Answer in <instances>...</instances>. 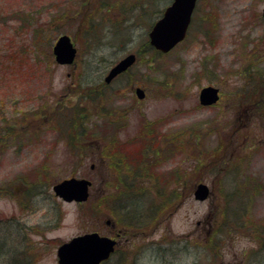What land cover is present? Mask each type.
<instances>
[{
	"label": "rangeland",
	"instance_id": "rangeland-1",
	"mask_svg": "<svg viewBox=\"0 0 264 264\" xmlns=\"http://www.w3.org/2000/svg\"><path fill=\"white\" fill-rule=\"evenodd\" d=\"M100 1L0 0V239L23 238L32 264H58V245L89 231L121 232L105 264H264V0H200L181 42L86 96L170 3L108 0L107 12ZM62 33L74 64L54 61ZM207 84L221 99L201 106ZM75 107L80 118L67 124ZM110 155L125 160L120 172ZM70 176L91 179L87 201L53 193ZM118 179L145 194L132 227L114 226L99 203ZM198 182L210 189L203 201Z\"/></svg>",
	"mask_w": 264,
	"mask_h": 264
},
{
	"label": "water",
	"instance_id": "water-1",
	"mask_svg": "<svg viewBox=\"0 0 264 264\" xmlns=\"http://www.w3.org/2000/svg\"><path fill=\"white\" fill-rule=\"evenodd\" d=\"M195 2L196 0H172L164 9L163 14L148 31L149 43L155 49L167 52L183 40ZM262 16L264 19V7ZM52 52L57 63L71 64L76 55V48L69 35L61 34L53 44ZM135 58L133 52L121 57L109 68L104 77L105 82H110L116 75L127 70L135 62ZM135 93L138 98L144 97V90L141 87H136ZM218 98V88L213 85H205L199 90L198 100L201 105L214 104ZM90 184L86 178L70 177L56 182L52 189L63 200L80 202L87 199ZM209 194L210 190L206 183L199 182L195 185L193 196L196 200H204ZM115 243L114 238L96 231L78 234L58 246V264H100L110 256Z\"/></svg>",
	"mask_w": 264,
	"mask_h": 264
},
{
	"label": "trees",
	"instance_id": "trees-1",
	"mask_svg": "<svg viewBox=\"0 0 264 264\" xmlns=\"http://www.w3.org/2000/svg\"><path fill=\"white\" fill-rule=\"evenodd\" d=\"M101 7L105 10H107V12H110V3H108V0H101L100 1ZM115 25H117V23H113L111 25V27H115ZM97 27L94 23V19L89 18V24L87 26L86 32H90L89 35L92 36L94 30L97 31ZM148 54L151 53V55H158V53H160L159 51L155 50L150 43L148 42V38L144 39V41L141 44L140 49L137 50L136 52V58L140 59L141 57H143L144 54ZM255 76H252V79L256 82H254L255 86L254 88H257V85L261 84V80H257L258 78H254ZM251 80V81H253ZM95 84L88 86V92L86 96H90V94L92 92H96L94 93L95 95L98 92H102L103 87H107L108 85H106L105 83L101 82L99 86H94ZM97 85V84H96ZM93 89V90H92ZM11 102H15V101H11ZM71 111L73 112L72 117L70 120L67 121V124L70 123L75 118H77V116H79L80 118V108L79 107H75L74 109H71ZM7 123H13V124H9V127H5V130L8 131L10 133V127L12 125H15V121L11 120L8 121ZM80 126L84 125V123H80ZM71 126V125H70ZM72 126L73 123H72ZM85 126V125H84ZM12 129V128H11ZM78 131V134H83V130L85 132V128H82V130L76 129ZM76 131V132H77ZM86 133H84L85 135ZM92 133H87L86 136L89 137V135H91ZM84 135H82L84 137ZM85 138V137H84ZM158 151H154V154H158ZM105 154H108L107 152ZM103 155V153H102ZM130 153H128L126 156H128L127 158H129ZM112 160L111 162L113 163V167L115 169H117L119 172L122 170V168H124L126 165L124 164V159L117 155L116 157H114L115 155H110ZM136 171H138V169H135ZM135 175V174H133ZM134 178V177H133ZM119 180V187L118 185L114 186V190L110 193L105 195L104 197L100 198V202L99 203H103L105 206H107L110 210V214L112 213L115 217V225L116 227H132L130 225H134V224H138L140 223L142 220L138 218V212L135 211V206L136 205L139 198L144 197L145 194L141 193L143 190H138V191H133L135 189L128 187V186H133L135 185V181H126L125 184H122V179H118ZM118 188V189H117ZM131 192H128V189ZM127 199H131L132 202H127ZM109 201H111L112 203V207H110L109 205ZM118 201H121L119 204L117 203ZM122 201L126 202V206L122 204ZM124 208H127L126 210H124ZM151 211H153V208L150 209V213ZM149 213V214H150ZM149 214L147 217H149ZM143 224V222H142ZM140 226V225H137ZM8 233V232H7ZM9 234V233H8ZM4 235L1 236L0 239V264H32V257H30V254L27 253V251H23V238H19L17 235L12 234L11 236L9 235V239L6 241L3 239ZM105 264V263H103Z\"/></svg>",
	"mask_w": 264,
	"mask_h": 264
},
{
	"label": "flooded vegetation",
	"instance_id": "flooded-vegetation-1",
	"mask_svg": "<svg viewBox=\"0 0 264 264\" xmlns=\"http://www.w3.org/2000/svg\"><path fill=\"white\" fill-rule=\"evenodd\" d=\"M200 1V0H199ZM261 19H262V14H261ZM262 21H263V19H262ZM263 23H264V21H263Z\"/></svg>",
	"mask_w": 264,
	"mask_h": 264
}]
</instances>
